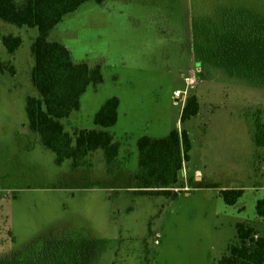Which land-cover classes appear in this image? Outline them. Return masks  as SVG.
<instances>
[{
    "label": "rangeland",
    "instance_id": "1",
    "mask_svg": "<svg viewBox=\"0 0 264 264\" xmlns=\"http://www.w3.org/2000/svg\"><path fill=\"white\" fill-rule=\"evenodd\" d=\"M232 7L264 12V0L87 1L53 29L50 40L66 43L76 62L99 63L104 74L83 94L80 110L63 120L66 129L95 127L102 103L121 98L111 127L121 141L116 171L107 169L100 150L84 167L72 169L70 159L56 163L25 110L27 95H38L31 79L38 29L0 23V34L23 39L13 54L0 42V58L15 67L0 72V260L41 239L63 244L73 233L77 241L85 231L91 246L73 264H218L239 241L238 222L264 234L256 209L264 197V57L246 48L221 60L217 50L235 45L218 35L214 16ZM206 48L209 60L201 55ZM178 88L200 102L186 122ZM174 127L187 128L193 142L178 194L134 192L138 139ZM225 188H242L243 195L228 204ZM76 241L73 254L77 244L86 245Z\"/></svg>",
    "mask_w": 264,
    "mask_h": 264
},
{
    "label": "trees",
    "instance_id": "2",
    "mask_svg": "<svg viewBox=\"0 0 264 264\" xmlns=\"http://www.w3.org/2000/svg\"><path fill=\"white\" fill-rule=\"evenodd\" d=\"M87 1L102 3L105 0H0V23L38 29L31 46L35 58L31 79L38 95H27L25 110L30 129L39 135L47 148L54 151L56 163L62 165L70 159L72 169L84 167L89 165L90 155L100 150L107 169L116 171L123 164L120 158L121 141L114 138L109 128L118 123L121 104L118 95L108 97L102 103L94 115L93 128L77 127L71 133L63 122L74 111L80 110L81 98L89 86L98 85L104 79L99 63L76 62L66 43L49 39L64 16ZM214 17L219 18L215 24L218 30H222L217 32L218 35L231 37L235 45L234 49L220 47L217 50L218 54L225 56H220L221 60H233L238 51L246 48L257 57H264V12L248 7L221 8ZM0 42L13 54L22 45L23 39L19 34L8 32L0 34ZM209 53L207 48L201 51L202 57L207 60ZM6 70L15 73V67L0 58V72ZM199 111L198 96L190 94L182 109L181 122L188 121ZM137 146L139 156L133 173V191L177 195L175 188L179 186L184 163L190 160L193 149L189 130L174 127L161 136L144 134L138 139ZM221 192L228 204H235L243 195L242 188H225ZM256 209L264 217V197L258 199ZM237 231L239 241L229 245L218 264H264V234L245 222L237 223ZM69 234L71 237H63V244L58 238L41 239L24 253L1 259L0 264H55L56 261L73 264L72 258L76 255L80 259L86 257L91 239L83 238L87 236L85 231L78 233L77 241L75 234ZM74 240L86 245L77 244L73 254L71 247L75 244Z\"/></svg>",
    "mask_w": 264,
    "mask_h": 264
},
{
    "label": "built area",
    "instance_id": "3",
    "mask_svg": "<svg viewBox=\"0 0 264 264\" xmlns=\"http://www.w3.org/2000/svg\"><path fill=\"white\" fill-rule=\"evenodd\" d=\"M176 96L177 97H182L184 98L185 100H187V89H183V88H178L176 90Z\"/></svg>",
    "mask_w": 264,
    "mask_h": 264
},
{
    "label": "crops",
    "instance_id": "4",
    "mask_svg": "<svg viewBox=\"0 0 264 264\" xmlns=\"http://www.w3.org/2000/svg\"><path fill=\"white\" fill-rule=\"evenodd\" d=\"M110 130H112L111 128H109ZM169 133V132H168ZM165 134H167V133H165Z\"/></svg>",
    "mask_w": 264,
    "mask_h": 264
}]
</instances>
